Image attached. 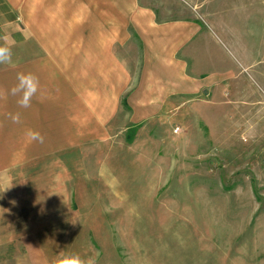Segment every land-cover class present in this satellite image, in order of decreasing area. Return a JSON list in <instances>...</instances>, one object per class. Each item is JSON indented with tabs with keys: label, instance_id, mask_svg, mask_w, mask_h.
<instances>
[{
	"label": "rangeland",
	"instance_id": "rangeland-1",
	"mask_svg": "<svg viewBox=\"0 0 264 264\" xmlns=\"http://www.w3.org/2000/svg\"><path fill=\"white\" fill-rule=\"evenodd\" d=\"M169 1L176 18L169 20L202 23L217 60L204 55L203 61L231 73L230 91L244 98L205 97L182 108L174 100L167 113L130 130L121 105L105 135L97 130L81 153L64 159L69 173L54 170L53 130L40 164H10L19 198L37 211L23 210L14 220L0 213V220L15 237L23 224L18 217L25 218L47 264L61 252L95 264H264V0ZM21 25L14 40L23 38ZM236 35L244 49L232 43ZM43 43L53 46V35ZM128 64L133 72L139 66L138 59ZM38 79L41 99L32 111L40 103V119L49 120L45 110L55 103L72 108L80 122L85 106L76 89ZM92 86L80 96L91 114L98 100L108 104L99 85ZM21 151L7 149L14 156ZM3 177L11 188L10 175ZM5 248L20 251L13 242Z\"/></svg>",
	"mask_w": 264,
	"mask_h": 264
},
{
	"label": "crops",
	"instance_id": "crops-1",
	"mask_svg": "<svg viewBox=\"0 0 264 264\" xmlns=\"http://www.w3.org/2000/svg\"><path fill=\"white\" fill-rule=\"evenodd\" d=\"M168 5H172L169 0H0V45L6 43L12 50V61L0 64V176L10 175L14 181L10 188V178H0L1 214L14 220L25 210L37 211L34 205L29 208L19 198L10 164H40L42 149L47 148L52 130L53 162L59 164L54 170L67 174L64 159L74 151L81 153L97 130L105 135V125L110 120L114 124L113 118L124 102L129 110L126 126L131 122L132 126L127 127L130 130L144 127L147 121L167 113L174 100L182 108L205 97L220 101L244 98L242 93L235 96L230 91L231 73L212 70L213 64L203 61L204 55L217 60L209 53L213 50L211 40L202 23L192 17L188 21L169 20L176 18H171ZM212 17L210 13L209 18ZM20 24L23 38L14 40L11 33ZM52 35L53 46L43 43L44 37ZM232 43L244 49L239 35L232 37ZM129 59H138L134 72L128 66ZM260 62L264 63V58ZM29 72L38 77L49 76V83L64 82L71 90L75 88V98L85 106L80 111V122L72 108L63 110L55 103L51 110H45L49 120L47 115L40 119L39 112L44 111L39 108L40 103L36 111H32L33 106L20 108L18 97L12 96L10 89L17 83L18 73ZM260 74L263 78L262 71ZM92 85H99L97 89L108 104H99L102 100H98L91 114L85 105L88 100L80 96L88 86L85 91L89 93ZM235 90L239 93L240 87ZM40 99L36 96L31 103L36 106ZM17 112L20 122L13 123L10 114ZM63 114L64 119L60 116ZM29 129L38 131L44 142L31 140L26 135ZM15 147L22 149L21 153L9 155L7 149ZM24 219L18 217L17 222L23 224L15 237L9 235V223L0 220V264H47L38 249L36 231L29 232L33 226ZM10 242L18 244L17 254L5 248Z\"/></svg>",
	"mask_w": 264,
	"mask_h": 264
},
{
	"label": "clouds",
	"instance_id": "clouds-1",
	"mask_svg": "<svg viewBox=\"0 0 264 264\" xmlns=\"http://www.w3.org/2000/svg\"><path fill=\"white\" fill-rule=\"evenodd\" d=\"M6 39V38H5ZM12 61L11 47L6 43L0 45V64L10 63ZM17 83L10 89L12 96L18 97L17 104L20 108L31 107V102L36 97L39 91V79L34 73H18ZM13 123L20 122V113L10 114L9 117ZM26 135L33 141L44 142V137L34 130H27ZM52 264H95V260L92 258L84 259L78 253L65 254L61 252L57 258H55Z\"/></svg>",
	"mask_w": 264,
	"mask_h": 264
},
{
	"label": "trees",
	"instance_id": "trees-1",
	"mask_svg": "<svg viewBox=\"0 0 264 264\" xmlns=\"http://www.w3.org/2000/svg\"><path fill=\"white\" fill-rule=\"evenodd\" d=\"M124 107L128 108V107L126 106V103H125V102H124ZM134 130H135V129H134ZM128 137H129V141H132V140H131L132 137L130 138V135H129Z\"/></svg>",
	"mask_w": 264,
	"mask_h": 264
},
{
	"label": "built area",
	"instance_id": "built-area-1",
	"mask_svg": "<svg viewBox=\"0 0 264 264\" xmlns=\"http://www.w3.org/2000/svg\"><path fill=\"white\" fill-rule=\"evenodd\" d=\"M176 132H179V129H177V131Z\"/></svg>",
	"mask_w": 264,
	"mask_h": 264
}]
</instances>
